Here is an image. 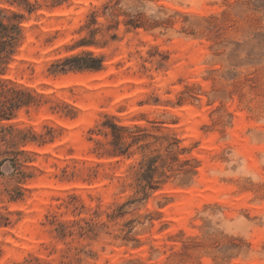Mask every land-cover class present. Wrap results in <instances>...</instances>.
<instances>
[{
	"label": "rangeland",
	"instance_id": "rangeland-1",
	"mask_svg": "<svg viewBox=\"0 0 264 264\" xmlns=\"http://www.w3.org/2000/svg\"><path fill=\"white\" fill-rule=\"evenodd\" d=\"M115 1L0 0L22 29L1 77L34 96L5 122L44 139L23 146L21 199L1 167L0 264H264V0ZM91 10L119 19L86 47L104 68L50 73ZM135 16L145 26L126 30ZM105 114L178 140L189 161L140 198L142 152L107 154Z\"/></svg>",
	"mask_w": 264,
	"mask_h": 264
},
{
	"label": "trees",
	"instance_id": "trees-1",
	"mask_svg": "<svg viewBox=\"0 0 264 264\" xmlns=\"http://www.w3.org/2000/svg\"><path fill=\"white\" fill-rule=\"evenodd\" d=\"M116 4L117 1L109 0L107 7L114 10ZM33 8L30 3L26 7L28 12H31ZM2 11L0 7V176L4 173L1 167L7 166L10 168V175L14 179L15 184L5 188V193L9 200H18L23 197V189L19 182L30 176L23 170V167L27 166L26 163L31 160V156L23 146L37 140L40 144L44 142V139L41 134L35 133L30 127L25 128L5 122L11 119L19 108L29 105L34 96L30 89L18 86L1 77L7 63L17 50L22 31L19 20H5ZM112 13L115 16L118 15V13L113 11ZM97 15V10H91L87 14V19L82 26V29L86 30V35L79 38L70 47L71 49L81 47V49L54 60L49 69L50 73L57 74L83 70L97 71L104 68V55L86 47L104 46L108 38L115 39L117 35L110 33L109 30L118 26L119 19L115 18L113 23L104 24L97 20ZM12 16L13 18H18L21 14L13 13ZM123 22L126 30L145 26L144 22L137 16L126 19ZM98 34L101 37H98ZM106 35L107 37H105ZM104 118V120L100 121L97 132L102 133L111 145L107 154L113 156L128 155L129 148L132 145H135L142 152L135 176V192L140 195V198H147L149 191L156 190L161 183L175 174L173 161L177 160L180 163L189 161V159L180 160L178 158V152L186 150L183 147H178V140L170 141L168 136H164L163 140L167 141L162 145L161 136L150 133L145 126L120 124L109 114H105ZM157 141L162 146H156ZM95 142L98 145H103L100 139H95ZM175 145L176 147H173Z\"/></svg>",
	"mask_w": 264,
	"mask_h": 264
}]
</instances>
